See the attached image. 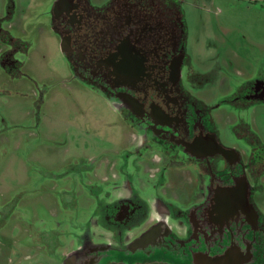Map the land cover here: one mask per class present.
Segmentation results:
<instances>
[{
    "label": "flooded vegetation",
    "instance_id": "1",
    "mask_svg": "<svg viewBox=\"0 0 264 264\" xmlns=\"http://www.w3.org/2000/svg\"><path fill=\"white\" fill-rule=\"evenodd\" d=\"M48 16L71 79L109 100L124 118L130 136L139 137L138 156L159 165L152 189L162 214L149 221L150 204L138 197L134 186L129 196H113L119 184L103 178L94 194L86 191L96 202L89 228L93 218L96 226L109 232V239L103 240L100 232L98 241L84 242L82 234L90 229L84 230L76 236L78 244L63 256L61 251L54 262L264 264L260 206L264 144H258L242 123L247 134L242 131L238 136L249 148L248 158L243 159L237 148L219 139L215 123L219 117L214 113L227 103L245 111L251 104L264 102V82L256 78L238 84L229 101L221 99L214 108L208 105V98L190 87L194 73L180 0H55ZM5 19L0 18V34L10 40L4 41L11 47L0 51V63L12 67L18 63L13 58L17 49L1 26ZM130 157L125 156V170L122 167L118 175L119 179L121 172L123 182L129 184L133 175L128 169L135 163ZM183 172L189 183L184 185L182 199L157 196L163 193L159 185L171 178L183 183ZM59 237L52 234L50 242L55 245L47 246L50 238L45 234L35 247L44 254L52 247L60 248Z\"/></svg>",
    "mask_w": 264,
    "mask_h": 264
},
{
    "label": "rangeland",
    "instance_id": "2",
    "mask_svg": "<svg viewBox=\"0 0 264 264\" xmlns=\"http://www.w3.org/2000/svg\"><path fill=\"white\" fill-rule=\"evenodd\" d=\"M180 1L194 73L190 87L206 96L208 105L214 108L221 99L229 101L238 84L256 78L264 82V0ZM54 2L0 0V18H6L1 26L14 39L18 62L12 67L0 63V264H51L45 256L59 261L61 251L63 256L72 250L84 230L90 229L82 234L84 242L98 241L100 232L103 240L109 239V232L96 226L93 218L89 228L96 202L86 191L94 194L103 178L119 184L113 196H129L134 186L138 197L150 204L149 221L161 214L152 189L159 165L138 156L139 137L130 136L109 100L71 79L48 16ZM0 35V49H9L10 40ZM201 83L207 85L201 88ZM232 104L214 109L219 117L216 130L223 144L237 148L247 159L249 148L238 135L247 130L264 144V102L245 111ZM128 153L135 161L128 169L131 184L123 182L121 172L118 179ZM183 176V183L177 182L180 194L167 182L159 185L163 195L157 196L182 199L189 183L186 172ZM260 176L264 184V164ZM260 206L264 213V192ZM45 234L50 238L47 246L55 245L50 242L52 234L61 235L60 248L45 254L38 250L35 246ZM69 238H74L72 247Z\"/></svg>",
    "mask_w": 264,
    "mask_h": 264
},
{
    "label": "water",
    "instance_id": "3",
    "mask_svg": "<svg viewBox=\"0 0 264 264\" xmlns=\"http://www.w3.org/2000/svg\"><path fill=\"white\" fill-rule=\"evenodd\" d=\"M108 264H125V263H121V262H110ZM134 264H169L166 262H146V263H134Z\"/></svg>",
    "mask_w": 264,
    "mask_h": 264
},
{
    "label": "crops",
    "instance_id": "4",
    "mask_svg": "<svg viewBox=\"0 0 264 264\" xmlns=\"http://www.w3.org/2000/svg\"><path fill=\"white\" fill-rule=\"evenodd\" d=\"M1 50V49H0ZM14 58V57H13ZM168 183H171L172 184V187H173V189H175L176 190V192L178 191V189H177V182H176V180L175 179H173V178H171V180L168 182ZM157 185V184H156ZM183 187V186H182ZM171 198V197H170ZM154 210V209H153Z\"/></svg>",
    "mask_w": 264,
    "mask_h": 264
}]
</instances>
